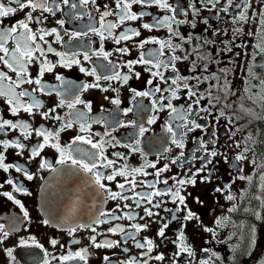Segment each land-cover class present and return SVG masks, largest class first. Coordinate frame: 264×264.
Masks as SVG:
<instances>
[{"label": "snow or ice", "instance_id": "snow-or-ice-1", "mask_svg": "<svg viewBox=\"0 0 264 264\" xmlns=\"http://www.w3.org/2000/svg\"><path fill=\"white\" fill-rule=\"evenodd\" d=\"M61 4L69 5L72 9H77L78 6L81 9L90 6L87 11H80L75 15L78 19L87 15L89 20L95 23H89L83 31L73 32L64 30L66 23L64 19L56 20L59 28L49 29L44 26L45 21L48 20V15L45 14L55 16L61 11ZM134 6H139L140 9L155 7L166 14L156 16L146 10L135 11ZM102 8L103 10L97 0H79L78 4H70V0H0V25H3L0 26V101L6 106L5 111L12 117H19L21 113H26L33 119L39 116L42 120L53 122L51 127H45L44 124L34 127L26 119H8L5 118L4 112H0V134L7 135L8 132L17 130L20 133V136L15 139L0 140V170L5 173H9L10 170L22 173L27 181L39 178L43 181L42 193L47 191L51 178L39 176L40 172L49 171L58 174L62 169L67 168L73 173H82L86 186L93 191L86 193L78 189L65 212L57 217H53L42 205L41 223L44 226L66 231L69 237H73L71 240L73 245L80 243L75 239L76 233L87 230L92 233L88 240L91 247L95 249L121 248L124 253H128L129 248L126 245L132 242L135 248L140 250L137 256H129L126 260L116 262L111 256L104 255L101 258L102 264H181L185 256L188 258L185 264H193L196 253L187 239L185 229L189 222H202L200 216L189 207V197L198 205H202L204 201L200 196L187 192V187L189 185L195 187L197 177H200V183H211L212 173L216 170L218 163L217 157H222L226 163L229 162L228 156L222 153L218 146L220 137L217 125L221 120H225L230 126L227 129L230 133L229 147L238 150L235 154L236 171L238 173L244 171L242 167H239L242 162H250L254 168L260 169L259 187L264 191V153L259 154L258 161L256 147L258 142L254 138V133H245L244 126L237 123L245 120L250 125L253 120H264V115L258 114L252 107H245L243 102L238 109L231 112V115L227 114V110L233 107L232 103L228 102L229 96L236 95L227 65L219 68V74L211 72L208 75H201L200 69L203 72H209V64L198 66L196 59H192L193 75L185 76L180 73L179 62L188 61L194 52L198 55L201 47L215 43L207 37L194 36L192 33L185 36L181 33L180 26L188 25L192 29L197 28V17L201 15L202 10L213 12L217 21H221L223 19L221 13L228 15L235 9V13L229 17L231 38L220 41L224 45L221 51L232 52L234 47L244 46L235 43L243 32V28L237 25L257 23L260 43L256 47L264 53V0H223V2L222 0H186L183 6L179 0L176 2L113 0L112 5L104 3ZM17 12H24V17L15 20L10 26L4 25V19L15 16ZM95 13H99L98 18ZM108 17L116 19L108 20ZM145 17H151V22H143L138 27L126 26L128 22L143 21ZM199 22L206 26L205 32L211 31L212 36H229V29L213 28L207 17ZM33 25L37 27L34 28ZM122 26L123 30L117 32L116 30ZM161 28L167 30V39L162 40L155 36L142 37V30L152 32ZM90 33L99 38L98 48L91 47L92 41L86 49L82 50L67 48L60 51L53 47V43L64 47L73 40L78 41L81 37H88ZM256 34L254 31L247 32L249 36ZM64 35L69 37L68 41L64 40ZM49 37H54V41H50ZM108 40L116 45L112 50H105L104 44ZM193 41L197 43L193 44ZM146 45L158 47L145 51ZM185 45H192V47L185 48ZM133 47L138 50L136 58L113 59L114 55L121 58L130 56ZM234 54L240 55V53ZM50 56L55 59H50ZM93 57L102 58L106 63L97 65ZM199 58L208 59L204 56ZM254 59L255 53H253ZM212 62L218 63V61ZM86 64H91L92 67H86ZM137 66H141L143 72L148 73L149 78L143 82L142 90L128 87L132 106L121 108L120 88L127 86L133 77L141 80V72L136 71ZM74 67L85 76L93 78L91 82H77L57 71V69L71 70ZM165 72L169 75L166 76ZM46 74L52 75L59 83L51 84L45 81ZM247 74L255 76L250 68L247 69ZM202 84L207 85L203 90ZM259 84V92H254L252 90L254 86L249 84L243 89L246 95L238 99L251 101L253 105L259 104L261 111L264 112V79L260 80ZM26 85L32 87L29 89L25 87ZM90 89L116 93L115 96L105 95L104 100L114 105L116 112L124 116L133 113L137 119L124 121L114 115L109 121L103 116L89 117L88 114L93 111V104L90 100L84 99L83 94ZM41 95L49 97L54 95L56 103L45 108L44 102L39 98ZM145 98L149 101L148 105L143 104ZM182 98L184 103L177 106L174 101H180ZM59 109L67 111L61 115ZM213 109L218 114H214ZM100 110L106 111L103 105ZM142 112L152 114L146 121H141L139 117ZM165 112L168 119L161 126L162 130L167 134V141L180 151L169 158L165 154L171 152L172 148L163 147L161 151H158L155 161H148V153L141 147L145 134L150 131L145 124H156L160 118L159 114ZM209 117H212L211 122ZM93 124L104 125V132H94ZM118 127L133 128L135 133L132 141L121 144V141L112 135ZM73 129L77 134L72 136L69 142L61 143V134ZM195 132H199L200 135L191 137L196 147L192 150L191 159H189L184 152L185 140ZM237 133L245 134L240 139H236ZM33 136L38 138L36 143L29 145L23 142L31 140ZM259 144L264 145V139H261ZM84 145L88 147H83ZM117 146L128 149L129 154L140 153L144 163L139 167L132 166L127 162L129 156L121 152L111 153L115 159L110 158L107 154L108 148ZM46 148L54 149L57 153L55 165H59V168L44 155ZM9 149L17 150L15 152L17 156H23L27 151V161L28 163L36 161L37 171L30 172L27 167L19 163H6V153ZM161 159H167L168 163L158 167ZM196 162H199V167H195ZM172 166H175L178 171L165 176V173L172 171ZM149 168L153 171H147ZM203 173L206 174L201 175ZM149 176L153 179H146ZM117 177L123 178V181H118ZM236 179L247 180L250 184L253 182V177L250 175L240 174ZM112 182H115L118 191L110 186ZM233 183L235 180L223 186H215L211 190L212 195L220 194L229 202L237 201L227 209L229 214L242 210L250 213L256 220L264 219L261 212L255 209L240 208L238 198L232 192ZM5 185L10 186L11 190H0V197L6 198L16 206L22 216L13 214L8 224L0 223V245H3L12 234L18 233L25 222L31 223L25 202L17 198L16 194L30 197L32 192L23 185L22 181L11 175L0 183V189H5ZM89 196L93 214L83 221L79 213L84 207H88L86 198ZM253 198L259 200L261 207H264V198L261 196ZM108 201L119 202L113 208L105 209L103 205ZM227 219V216L218 217L215 219V224L217 227H223ZM119 221L137 222L130 223L126 227ZM173 222L179 223V228L172 237H169L168 231ZM105 224L110 225L107 233L119 234L121 238L108 239L106 233L98 231L99 226ZM152 225L158 226L154 230L155 235H142ZM129 228L131 231L128 230ZM24 230L27 231V228ZM203 231L211 233L213 239L218 236L216 228L203 226ZM250 231L255 233L254 225L251 226ZM101 236L104 238L98 240ZM49 243L52 248L59 246L65 249V252L54 255L35 236L31 235L27 238L20 237L16 247L39 249L43 256L37 264H53V261H58V264H88L90 256L88 247L69 250L66 244L54 237L49 240ZM169 243L175 248L170 256L161 250ZM3 251L10 259V264H19L14 255V248H4ZM202 251L207 253L209 249L204 248ZM211 255L219 259L215 252ZM197 264H210V259H200Z\"/></svg>", "mask_w": 264, "mask_h": 264}, {"label": "flooded vegetation", "instance_id": "flooded-vegetation-1", "mask_svg": "<svg viewBox=\"0 0 264 264\" xmlns=\"http://www.w3.org/2000/svg\"><path fill=\"white\" fill-rule=\"evenodd\" d=\"M170 2H176V0H170ZM223 2V0H222ZM71 3H79V0H70ZM97 3L101 5V10H103L102 5L104 3L113 4V0H97ZM179 3L183 6L186 3V0H179ZM114 6V5H113ZM90 6H85L84 9L77 7V9H72L69 5L61 4V11L57 12L55 16L48 15V20L45 21V25L47 28L58 27L56 25L57 19H64L66 21L64 25V30L67 32L73 31H83L89 23H95L94 21H90L88 16L85 15L82 19L76 18V13L80 11H87V8ZM135 11L146 10L153 13L156 16H163L166 13H163L159 9L153 7L148 9H140L139 6H134ZM235 13V9L231 10L228 15L221 13L223 19L221 21H217L213 12L202 10L201 15L197 17V28L192 29L188 25H181L180 31L182 34L187 36L189 33H192L194 36H200L202 38L207 37L213 41L214 44H209L201 47L198 50V55L194 52L190 55L188 61H182L178 63V68L180 69V73L185 76H192L193 72L191 71V60L196 59L197 65L202 66L203 64H209V72H203L200 69L201 75H208L211 72H216L219 74V68L227 65L229 71V78L232 81V86L236 91V95L229 96V103H232V109L227 110V114L231 115L233 110L238 109L241 102L244 103L245 107H252L254 110L261 115H264V112L261 111L259 104L253 105L251 101H241L238 97L245 96L246 94L243 92V89L247 87L249 84L253 85V91L259 92L260 84L259 81L264 79V53L259 51V48L256 47L257 44L260 43L259 39V26L257 23H250L244 25H237V27H242L243 32L240 37L236 40L237 45H244L243 47H234L232 52L221 51L224 48V45L220 43L221 40H228L231 38V25L229 23V17ZM38 14V13H37ZM98 18L99 13H95ZM24 17V12H17V14L13 17L5 18L4 25H11L15 20L21 19ZM204 17H207L210 21V24L213 28H227L229 29V36H212L211 31L205 32V25L200 23ZM108 20H115V17H108ZM143 22H151V17H145L143 21H135L128 22L126 26L138 27ZM3 26V25H0ZM33 27H37V25H33ZM123 26L116 31H122ZM248 31H254L257 34L255 36L247 35ZM61 34L64 32L62 30ZM155 36L160 39H167L168 32L166 29H158L152 32H148L146 30H142V37ZM50 41H54V37L48 38ZM64 40L68 41L69 37L64 35ZM92 41L91 47L98 48L100 46L99 38L89 34L88 37H81L78 41L73 40L70 44H66L64 47H61L59 44L53 43V47L57 48V50L64 51L67 48H72L74 50H82L86 49L89 45V42ZM178 42V41H174ZM197 43L193 41V44ZM105 50H112L116 45L112 43L111 40H108L104 44ZM231 46V45H230ZM158 47L157 45H146L145 51L150 48ZM192 45H185V48H191ZM234 53H240V55H235ZM253 53H255V59L253 60ZM180 54V53H178ZM138 55V50L133 47L131 49V55L128 57H119L118 55H114L113 59H134ZM204 56L208 59L201 60L199 57ZM50 59H55V57H51ZM93 61L95 64L99 65L101 63H106L102 60V58L93 57ZM212 61H218V63H213ZM86 67H92L91 64H86ZM251 69L252 73H255V76H250L247 74V69ZM57 71L62 72L68 79L75 80L77 82L86 81L91 82L93 78L85 76L83 73H80L78 68H73L71 70L67 69H57ZM99 71V69H98ZM122 71H126V69H122ZM136 71L141 72V80L131 79L127 86L121 87L119 96L122 100L121 108H126L132 106L130 104L131 93L127 90L128 87H135L138 90H142L144 87V81H146L149 76L148 73L143 72L141 66L136 67ZM33 74H35V70L33 69ZM165 75H169L168 72H165ZM45 81L51 84H58V81H55L54 77L50 74H46ZM194 82V81H193ZM107 83V82H102ZM209 83H214V81H209ZM114 86H117L114 84ZM164 86V85H162ZM29 89L32 86H25ZM207 85L202 84L201 89L206 88ZM115 96L116 93L111 91L104 93L98 89H90L88 92L83 94V98L86 100H90L93 104V111L89 113V117H105L109 121H111L112 117L115 115L118 119L127 121L128 119H137L136 115L130 113L128 116H124L120 112L115 111V106L110 104L109 101L104 100V96ZM45 105V108L51 107L56 103V97L53 95L39 97ZM138 100L140 98H137ZM174 103L179 106L184 103L183 98L180 101H174ZM144 105H148V99L143 100ZM101 105L106 109V111L101 112ZM5 107L0 101V112H4L5 118L8 119H26L30 123L33 124L34 127L39 126L40 124H44L45 127L53 126V122L42 120L39 116H36L34 119L28 117L26 113H21L19 117H12L5 111ZM81 107L82 106H78ZM61 115L66 112V109L58 110ZM214 114H218L215 109H213ZM150 112H142L140 114L139 119L141 121H146L147 117L151 115ZM160 118L157 120L154 125H147L146 127L150 128V131L145 134V137L142 140L141 147L142 149L148 153L147 160L155 161L157 159L158 151H161L163 147H171L172 151L166 153L165 155L169 158L175 154H177L180 150L176 149L175 146L170 144V141H167V134L162 130V125L168 119L167 113H160ZM209 121H212V117H209ZM204 123V121H200ZM238 124L244 126L245 133L253 132L254 138L257 140V159L259 161V154L264 153V145L259 144L261 139H264V120H253L249 125L245 120H240L237 122ZM230 126L227 125L225 120H221L217 125L218 135L220 137L218 146L219 150L226 154L229 158V162L226 163L223 161L222 157H217L218 163L216 164V170L212 173V182L211 183H200V177H197L196 186L193 187L189 185L187 187V192L193 193L195 196H200L203 199V204L198 205L192 201V198L189 197V207L193 212H196L200 216V220L202 223H197L196 221L189 222L187 228L185 229L186 236L188 241L192 244L194 251L196 253V259L193 261V264H197V261L200 259H210V264H264V219L256 220L254 216L250 213H245L242 210H238L234 213H228L227 209L232 206V203H236L237 201L229 202L225 200L220 194L212 195L211 190L215 186H223L224 184L231 183L235 180V183L232 184V192L237 196L240 208L243 209L245 207L250 210L255 209L256 211L261 212L262 216H264V207H261V203L259 200L254 199L255 196H261L264 198V191H262L259 187L261 181L259 180V171L260 169L254 168V166L250 162H242L239 167H242L244 171L242 173H238L236 171L237 165L235 162V154L237 149H233L229 147L230 142L228 141V135L230 134L227 129ZM92 130L94 132L103 133L105 130V126L101 124H93ZM135 130L131 127L122 128L118 127L116 131L112 133L118 140L121 141V144L132 141ZM245 133H237L236 139H240L242 135ZM77 132L75 129L68 130L61 134V143H67L70 141L71 137L76 135ZM200 135L199 132L191 133L189 138L185 140V155L189 159H191L192 150L196 147V145L192 142L191 137ZM20 136L19 131H11L8 132L7 135L0 134V140L3 139H15ZM22 139V138H21ZM38 138L34 137L29 141H23L26 144H34L36 143ZM167 141V142H166ZM83 147H88L84 145ZM17 150L9 149L6 153L7 160L6 163H19L28 168L30 172L35 173L37 171V162L33 161L28 163L27 151L24 152L23 156H17L15 154ZM113 152H121L125 153L129 156L128 163L132 166L139 167L144 163V158L141 157L140 153L129 154L128 149L117 146L116 148H108L107 154L110 158L115 159V157L111 156ZM44 155L53 163L54 166L60 167L59 165H55V160L57 158V153L54 149L46 148ZM251 159V154H249ZM164 163H168L167 159H161L160 163L157 165L158 167H162ZM199 162H196L195 167H199ZM188 167V165H185ZM211 167V166H210ZM147 171L152 172V169H147ZM178 169L175 166H172V171L165 173V176H170L176 173ZM231 173V175H229ZM203 173L201 175H205ZM246 175L252 176L253 182L250 184L247 180L241 181L236 179L237 175ZM9 175L13 178L19 179L23 182V185L32 192V196L24 197L20 194H16L17 198L21 199L25 202L27 209L29 210L31 223L25 222L21 225V230L18 233H14L10 236L8 240L4 242L3 245H0V264H10V259L6 256L3 251L4 248H14V255L17 257V261L19 264H37V261L42 258L43 253L36 248H20L16 247L18 240L20 237L27 238L29 235L35 236L36 239L44 245L45 248L49 250L54 255H61L65 252V249L52 248L49 243L51 238H56L61 241V243L66 244L67 249L69 250H78L83 247H88L90 256L88 260V264H102L101 258L104 255L111 256L114 262L126 260L129 256H137L139 251L135 248L134 244L130 242L126 247L129 248L128 253H124L121 248L114 249H95L91 247L88 237L92 235L90 231L81 230L76 233L75 239L79 240L80 243L78 245H73L71 240L73 237H69L66 231H60L59 229L44 226L41 223L43 219V215L41 212V206L43 205L46 210H48L53 217H57L62 215L69 203L74 198V195L78 189H82L86 193H91L93 191L92 188L87 187L85 184V178L82 173H80V177H68L64 176L61 178L62 182V190L61 194L58 187L55 185L54 173L49 171H42L38 175L44 176L46 179L51 178V184L49 182V187L46 192L41 191L42 180L39 178L34 179L33 181H27L22 173H16L14 170H10L9 173H5L0 170V183H3ZM146 179L152 180L153 177L149 176ZM118 181H123V178L117 177ZM113 187V190H117L115 187V182L110 184ZM0 190H11V187L5 185V189ZM119 201H108L103 205L105 209H111L115 206ZM86 203L88 207H84L79 216L83 221H86L90 214H93L90 205H91V197L86 198ZM172 207V205H169ZM139 211V210H137ZM15 214L17 216H22L19 212V209L16 208L10 201H7L6 198L0 197V223L8 224L12 215ZM167 215V213H165ZM227 216L228 219L225 222V226L217 227L215 224V219L218 217ZM137 222V221H133ZM129 221H119V223L125 225H129ZM255 226V233L250 231L251 226ZM110 225H100L98 231H102L106 233L108 239L119 240L121 237L119 234L113 235L107 233V228ZM203 226L216 228L218 236L216 239L212 238L211 233H206L203 231ZM158 227L157 225H152V227L142 235L146 236H154L155 229ZM27 228V231L24 229ZM177 228H179V223L173 222L170 225V230L168 231L169 237H172L176 232ZM131 231V229H128ZM104 237H98V240H102ZM207 248L209 252L205 253L202 249ZM166 255L170 256L171 253L175 250L172 244H166L162 249ZM212 252H215L219 259L216 257H212ZM188 258L185 256L181 260V264H185V261ZM53 264H58V261H53Z\"/></svg>", "mask_w": 264, "mask_h": 264}, {"label": "water", "instance_id": "water-1", "mask_svg": "<svg viewBox=\"0 0 264 264\" xmlns=\"http://www.w3.org/2000/svg\"><path fill=\"white\" fill-rule=\"evenodd\" d=\"M50 183H51V181H50ZM61 185V184H60ZM57 187L59 188V190H62V185L61 186H58L57 185ZM63 191V190H62Z\"/></svg>", "mask_w": 264, "mask_h": 264}]
</instances>
